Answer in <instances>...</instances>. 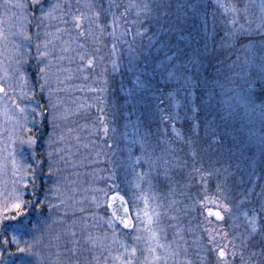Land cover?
I'll return each instance as SVG.
<instances>
[{
  "label": "rangeland",
  "instance_id": "rangeland-1",
  "mask_svg": "<svg viewBox=\"0 0 264 264\" xmlns=\"http://www.w3.org/2000/svg\"><path fill=\"white\" fill-rule=\"evenodd\" d=\"M175 1L168 13L171 0H0V264H264V145L238 91L264 59V0H229L227 28L222 15L206 28L207 0ZM150 3L165 19L136 28L156 20ZM172 13L185 23L165 27ZM218 30L248 44L240 61L206 49L221 89L201 112L182 111L175 90L132 106L93 89L110 63L152 56L180 81L195 62L171 37L210 46ZM113 191L132 229L108 208Z\"/></svg>",
  "mask_w": 264,
  "mask_h": 264
},
{
  "label": "trees",
  "instance_id": "trees-1",
  "mask_svg": "<svg viewBox=\"0 0 264 264\" xmlns=\"http://www.w3.org/2000/svg\"><path fill=\"white\" fill-rule=\"evenodd\" d=\"M99 2H103V0H98ZM121 2V0H119ZM157 1V0H156ZM209 6L205 8V6H201L202 9L208 11L209 16V24L206 25V28H227L228 22L226 16H223L225 12H229L224 9V6L229 4V0H207ZM157 3V2H156ZM158 5H154L150 3L149 7L154 8L155 12L158 8ZM179 6V2L175 0H171V6L167 9L168 13L174 11L176 7ZM212 8L215 11H212ZM217 10V11H216ZM159 11V12H158ZM156 20L154 18L141 20L139 22L140 27L136 28H151L152 21H162L165 17H161L163 10H158ZM160 13V17L159 16ZM222 15L221 22L224 24L221 27L220 19H217ZM167 23L164 24L165 27L178 24L181 26L183 23V18L181 14L172 13L171 16L166 17ZM198 20V19H197ZM187 21V20H186ZM229 21V20H228ZM135 28V27H134ZM141 29V30H142ZM201 28H198V32H200ZM111 32V31H109ZM110 35V34H109ZM214 45L207 46L204 41L198 40L194 33L189 35L190 42L186 47L180 48L176 41L177 35L171 37L169 42L170 48L176 52L178 56L188 57L189 59L193 57L192 61L193 70L189 69V66H183L184 71L181 70L180 74L183 77L182 80L176 81L174 78L170 77L168 80L165 79L166 75L170 73V65L165 63H160V59L157 56H152L151 58H143L141 60L131 61L130 63L120 62H112L108 65L107 78L103 76H99L97 80V84L94 85V90H97L99 94L105 93L109 91L110 93L118 94L121 91L127 92L129 94L131 105H140L141 103H145L147 105H151L152 102L154 104H158V100L151 99V101H143L141 96L137 94H142V91H148V93L155 92L156 96L159 97L162 92L168 93L169 91H177V96L179 97L180 108L189 109L188 112L198 113L204 110L203 108H207L206 101L207 99H211L214 97V93L218 92L221 88L219 86L216 88V84L214 83V65H205L203 62V56L206 49L214 48L213 54L220 52L221 50H225L226 54L230 51L233 52L231 57L233 59H238V55L243 51V46H246L248 43H245L241 38L237 36H233V33H224L223 30H218L217 34H213ZM236 37V38H233ZM198 41L199 47L194 46V44ZM222 41V42H219ZM112 43V42H111ZM109 43L107 46V50L110 53H114V49L112 44ZM175 47V48H174ZM180 48V49H179ZM251 50V49H250ZM246 56H249L247 53ZM239 60V59H238ZM240 61V60H239ZM254 62L252 63L253 67L251 68L252 73V81H247L245 78L242 81H238L239 92L242 94V98H246V105L248 108L255 109V115L253 119V125H249L246 128V131L250 133H255L254 129L260 130L257 135L261 141V145H264V68L258 66H264V59L254 58ZM161 64V66H160ZM257 64L258 66H255ZM130 68V71L129 69ZM221 68L217 69L215 73V77L218 79V75L220 73ZM166 71V72H165ZM179 71V70H178ZM177 73V72H176ZM165 75V77H164ZM211 77L213 79H211ZM242 82V83H241ZM92 88V86L90 87ZM191 90L195 92V98L193 96L190 97ZM179 92L180 95H179ZM94 95V93H92ZM146 94V93H145ZM147 95V94H146ZM194 99V100H192ZM125 103L124 101L122 102ZM205 104V105H204ZM214 103H211L213 105ZM251 104V105H250ZM204 106V107H203ZM197 122V121H195ZM261 153H264V150H258ZM251 152H254V147H252ZM11 247V246H10Z\"/></svg>",
  "mask_w": 264,
  "mask_h": 264
},
{
  "label": "water",
  "instance_id": "water-1",
  "mask_svg": "<svg viewBox=\"0 0 264 264\" xmlns=\"http://www.w3.org/2000/svg\"><path fill=\"white\" fill-rule=\"evenodd\" d=\"M0 87H2L0 85ZM3 88V87H2ZM113 197H116V199H113ZM122 198V199H121ZM108 208L110 209L112 215L114 216L115 220L125 229L129 230L132 229L134 226V218L132 215V211L130 208L129 201L127 197L119 192V191H113L108 198ZM127 209V211H125ZM213 213L219 212V210L214 211ZM220 213V212H219ZM222 215L218 218H221ZM123 221H130V225L126 226V224Z\"/></svg>",
  "mask_w": 264,
  "mask_h": 264
},
{
  "label": "snow or ice",
  "instance_id": "snow-or-ice-1",
  "mask_svg": "<svg viewBox=\"0 0 264 264\" xmlns=\"http://www.w3.org/2000/svg\"><path fill=\"white\" fill-rule=\"evenodd\" d=\"M233 11H235V9L233 8L232 9ZM4 91V89L2 88V87H0V92H3ZM21 111H23V109H21ZM113 199H116V197H113ZM122 199V198H121ZM16 207H19V205H17ZM125 211H127V209H125ZM211 214V213H210ZM215 215L217 216V217H219L220 216V213L219 212H217V213H215ZM125 224H126V226H129L130 225V221H123ZM13 239H15V237H13ZM20 251H24V249H19ZM220 256L221 257H223V256H225L226 255V253L224 252V250L223 249H221L220 250Z\"/></svg>",
  "mask_w": 264,
  "mask_h": 264
}]
</instances>
